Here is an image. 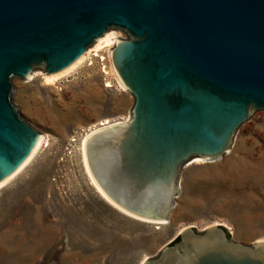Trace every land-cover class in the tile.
<instances>
[{"label":"water","instance_id":"obj_1","mask_svg":"<svg viewBox=\"0 0 264 264\" xmlns=\"http://www.w3.org/2000/svg\"><path fill=\"white\" fill-rule=\"evenodd\" d=\"M109 29L123 33L108 61L133 101L125 122L87 135L86 163L118 207L165 221L189 158L221 157L264 110V0H0V183L40 134L11 79L62 71ZM176 236L140 264H264V239L233 241L220 224Z\"/></svg>","mask_w":264,"mask_h":264},{"label":"rangeland","instance_id":"obj_2","mask_svg":"<svg viewBox=\"0 0 264 264\" xmlns=\"http://www.w3.org/2000/svg\"><path fill=\"white\" fill-rule=\"evenodd\" d=\"M33 71L11 79V100L45 141L0 185V264H140L185 226L220 224L244 244L264 239V110L237 127L221 157L188 160L167 219L148 221L107 201L80 156L86 131L129 116L133 98L108 52L89 54L52 83Z\"/></svg>","mask_w":264,"mask_h":264},{"label":"bare ground","instance_id":"obj_3","mask_svg":"<svg viewBox=\"0 0 264 264\" xmlns=\"http://www.w3.org/2000/svg\"><path fill=\"white\" fill-rule=\"evenodd\" d=\"M118 38L117 33L111 29L107 30L102 36H100L92 45H90L89 47H87L85 49V51L71 64L69 65L67 68L63 69L60 72L51 74V75H46L43 72H40L41 77L43 78L44 83L46 82L48 83H52L54 82L56 79H58L59 77L65 75L66 73H68L71 69H73L76 65H78L85 57H87L89 54H96V51H99L101 49H105L107 52H109L110 48L113 46V44L115 43L116 39ZM36 72L31 71V73L28 75L29 77H32ZM39 73V72H37ZM116 77V76H115ZM117 78V77H116ZM118 79V78H117ZM121 83V82H120ZM108 84V83H106ZM128 119V118H127ZM126 119V120H127ZM124 120H116L113 122H100L97 126H94L93 128L89 129L88 131H86L81 137H80V141H79V149H80V156H81V160H82V164H83V168L89 178V181L91 182V184L93 185V187L110 203H112V205H115V207H118L115 203H113L104 193L103 191L99 188V186L96 184V182L94 181L93 177L91 176V173L88 169L87 163H86V157H85V151H84V146L87 140V135L99 128L102 127H106L112 124H116V123H122L126 121ZM45 141V137L43 134H39L37 143L33 149V151L31 152V154L29 155V157L25 160V162L16 170L18 171L31 157L32 155L35 153V151L37 150V148L39 147V145L41 144L42 141ZM204 159V158H203ZM202 158H199L198 156H193L191 158H189V163L194 162V161H198V160H203ZM15 171V172H16ZM14 172V173H15ZM13 173V174H14ZM12 174V175H13ZM11 175V176H12ZM9 176V177H11ZM9 177H7L5 180H3L0 185H2ZM118 209H121L120 207H118ZM122 211H124L123 209H121ZM125 213H127L126 211H124ZM129 214V213H128ZM146 220V219H145ZM150 221V220H148ZM157 222H163V221H157Z\"/></svg>","mask_w":264,"mask_h":264},{"label":"trees","instance_id":"obj_4","mask_svg":"<svg viewBox=\"0 0 264 264\" xmlns=\"http://www.w3.org/2000/svg\"><path fill=\"white\" fill-rule=\"evenodd\" d=\"M225 232H226V230H225ZM226 235L228 236V233L227 232H226ZM177 239H178V236H176L171 242H173V241H175Z\"/></svg>","mask_w":264,"mask_h":264}]
</instances>
